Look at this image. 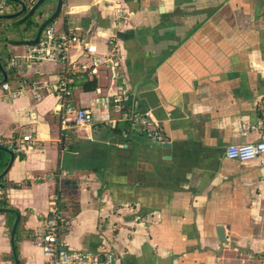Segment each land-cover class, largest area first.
Here are the masks:
<instances>
[{
    "label": "crops",
    "instance_id": "1",
    "mask_svg": "<svg viewBox=\"0 0 264 264\" xmlns=\"http://www.w3.org/2000/svg\"><path fill=\"white\" fill-rule=\"evenodd\" d=\"M57 3L45 2L43 19ZM74 23L95 53L119 55L115 68L93 70L95 90L75 86L63 107L45 87L36 100L0 86V134L37 138L23 158L14 152L4 175L18 184L8 200L31 235L16 242L22 264H45L37 232L53 194L66 201L69 217L61 240L74 249L109 244L115 264H241V251L261 254L264 165L230 159L225 149L259 138L251 126L264 98V0H64L54 24ZM7 26L0 19L8 66L13 59L29 82H59L65 64L30 58L33 31L1 32ZM86 55L82 44L72 46L75 79ZM119 94L121 108L103 100ZM66 105L91 109L94 126H75ZM137 107L152 111L163 139L124 136L127 113ZM10 252L0 212V264H11Z\"/></svg>",
    "mask_w": 264,
    "mask_h": 264
},
{
    "label": "built area",
    "instance_id": "2",
    "mask_svg": "<svg viewBox=\"0 0 264 264\" xmlns=\"http://www.w3.org/2000/svg\"><path fill=\"white\" fill-rule=\"evenodd\" d=\"M83 27L80 23H74L68 28L59 30L55 24L44 27L40 34L39 41L31 44L29 57L35 60H53L65 64V69L70 68V50L75 44H82L86 52L85 60L80 64L82 70L97 68L111 64L113 68L118 64L113 58V52L109 54H97L91 47V43L82 37ZM113 44V39L109 40ZM14 64L11 59L10 65ZM68 79H61L56 83H46L45 86L38 82H29L28 79H20L16 86L13 87L8 81L2 84V88L11 97L16 98L21 95L30 94L36 100L43 96V87L47 90L56 92L59 97L67 91ZM125 96L117 95L116 97L106 96L104 102L115 108H121ZM65 102L61 101V106H65ZM68 111L74 112V124L77 127L90 129L94 126L95 117L92 110L87 107L71 108L66 105ZM123 109V108H122ZM259 117L257 122L251 127L259 131V138L254 142H246L241 144L231 143L226 146L225 155L230 159L240 161L257 160L264 165V98L259 102ZM130 121V130L124 133L125 137L131 134H145L156 139H163L162 132L159 128L152 124V111L150 109L141 110L139 107L129 110L127 113ZM111 119L105 121L111 124ZM242 134L248 132V125L245 123L240 125ZM37 138L32 131L22 133L18 136H5L0 134V147L7 148L13 152H23L30 147L36 145ZM68 216L62 211L59 205V197L57 194L51 195L47 214L44 217L43 226L37 232L38 243L41 246L45 264H115L117 255L109 244H105L99 250L91 249H74L69 248L61 240V232L68 224ZM241 264H264V251L256 255L251 252L239 253Z\"/></svg>",
    "mask_w": 264,
    "mask_h": 264
},
{
    "label": "trees",
    "instance_id": "3",
    "mask_svg": "<svg viewBox=\"0 0 264 264\" xmlns=\"http://www.w3.org/2000/svg\"><path fill=\"white\" fill-rule=\"evenodd\" d=\"M23 1L26 3L28 10L32 6H34V4L36 3V0H23ZM46 1H44L39 7H37L32 14H28L26 12V13L22 14L21 16H18V17L12 18V19H5V20L3 19V21H6L9 23V26L3 28V30L1 32H7L10 29H17L22 33H24L25 31H33L32 36L36 37L38 30L41 27V25L47 19H49V17L51 16L50 15L48 18L43 19L44 14H43L42 8H43V5L45 4ZM19 9H20V4H19L18 0H0V14H2V13H6V14L7 13H14V12H17ZM39 19H43V20L39 21ZM54 21L50 22L48 25L54 24ZM113 58L117 61V63H119L118 62L119 55H118L116 49H115V51H113ZM0 62L3 66V68L7 72L8 82L9 83L15 82L17 84V82L22 78L16 74V69H15L14 65L8 66V63L6 61H4V59L2 58V52L1 51H0ZM73 68H74L73 64L71 63L70 68L67 70L64 69L63 73H62V79L67 78L68 82H67V91L61 95L60 100L64 101L66 104L70 103V100H71L73 93H74L75 86H79L84 91L95 90L97 87V80L94 76L91 75V73H93L92 68L82 70L80 67V71H81V72H79L80 78H77V79H75V73H74ZM2 76H3V74H2V71L0 68V80L2 79ZM110 106L114 107V104L112 103ZM126 108H128V106L123 107V109H126ZM15 154L19 155L20 158H23L25 156L24 153H22V152H15ZM9 158H10V154L7 151H5L4 149L0 148V174L6 168L8 162H9ZM11 186H18V184L8 182L5 176H3L0 179V208H10L11 209L10 203L8 200V196H7V191L9 190V188ZM58 197H59V205H60V208L62 209L66 201H62L61 195H58ZM1 213H4L6 216L7 234L10 235L11 228L13 226L16 215L11 211L10 212L5 211V212H1ZM68 219H69V217H68ZM22 232L25 233V234H23V238L31 236L30 231H28V230L23 231V229L20 227V224L18 223L16 232H15V243L22 238ZM16 247H17V243H16ZM17 253H18V249H17ZM8 258L11 260V264H16L13 252H10L8 254ZM19 262H20V264H22V259L19 258Z\"/></svg>",
    "mask_w": 264,
    "mask_h": 264
},
{
    "label": "water",
    "instance_id": "4",
    "mask_svg": "<svg viewBox=\"0 0 264 264\" xmlns=\"http://www.w3.org/2000/svg\"><path fill=\"white\" fill-rule=\"evenodd\" d=\"M18 1L22 5V8L19 11L15 12V13L0 14V19H12V18H15V17H17V16H19V15L25 13V12H28V14H32L35 11V9L37 7H39L46 0H36V3L34 4V6H32L29 10L27 8V5L23 1H21V0H18ZM63 3H64V0H58V3H57L55 11L51 14L49 19H47L41 25V27L39 28L37 36L35 37V39L30 41L31 44H36L39 41L40 34H41L42 30L44 29V27H46L50 22L54 21L59 16V14L62 11ZM0 68H1V71H2V74H3V78L0 80V86H1L2 84H4L5 82L8 81V75H7V72L3 68L1 63H0ZM0 148L4 149L5 151H7L10 154V161H9L8 165L6 166V168L3 170V172L0 174V179H1L5 175L7 170L9 169L11 163L13 162L14 152L12 150H10V149H7V148H3V147H0ZM5 211H9V212L11 211V212L15 213V215H16L14 223H13V226L11 228V232H10V240H11V248H12V252H13V255H14L15 263L16 264H20L18 253H17V247H16V243H15V232H16V229H17V226H18V223H19L20 215L14 209L0 208V212H5Z\"/></svg>",
    "mask_w": 264,
    "mask_h": 264
}]
</instances>
